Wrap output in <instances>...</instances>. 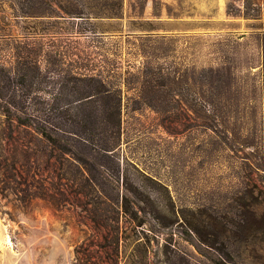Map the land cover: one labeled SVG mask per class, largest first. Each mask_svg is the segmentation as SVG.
Segmentation results:
<instances>
[{
	"label": "rangeland",
	"instance_id": "374dc122",
	"mask_svg": "<svg viewBox=\"0 0 264 264\" xmlns=\"http://www.w3.org/2000/svg\"><path fill=\"white\" fill-rule=\"evenodd\" d=\"M154 2L155 12L161 13L159 21L175 27L172 32L179 37L169 43L170 51L161 63L168 70L179 69L188 105L161 109L124 105L117 147L115 115L105 119L97 104L85 106L90 116L87 127H93L94 137L106 139V148H114L105 155L99 147L75 143L80 165L98 177L102 172L127 175L160 205L171 201L187 221H200L205 237L226 226L218 240L212 237L214 248L201 244L196 234L188 237L182 217L179 225L161 229V238L173 232L177 246L191 257L188 264H217L218 260L263 264L264 0H124L123 29L130 20H156ZM45 3L47 16L38 20L22 16L16 0H0L1 107L14 103L18 107L11 109L31 123L32 115L50 122V77L42 83L30 79V74L23 79L13 47L41 43L46 53L50 51V32L40 35L36 28L38 21L50 27V0ZM2 18L10 23L9 32ZM113 26L112 21L104 25ZM92 35L72 39L101 40L93 45L125 49L123 37ZM121 63L125 67L126 62ZM208 68L212 69L209 89L201 85ZM220 85L227 90L224 105L217 102ZM53 92L55 100L62 98L56 88ZM205 92L211 104L200 103ZM54 104L58 110L52 123L60 125L58 112L70 107L63 99ZM3 147L7 149V143ZM69 160L62 162L66 166L76 162ZM54 173L37 171L36 163L25 171H0V264H73V243L82 232L78 226L71 227L77 216L68 205L55 209L50 202V174L54 177ZM216 247L226 249L230 260H224Z\"/></svg>",
	"mask_w": 264,
	"mask_h": 264
},
{
	"label": "trees",
	"instance_id": "16d2710c",
	"mask_svg": "<svg viewBox=\"0 0 264 264\" xmlns=\"http://www.w3.org/2000/svg\"><path fill=\"white\" fill-rule=\"evenodd\" d=\"M16 1L24 17L41 20L47 16L45 0ZM48 14L50 27L44 28V22L38 21L36 28L40 35L45 30L50 32V51L46 53L41 43L28 47L26 42L17 43L13 50L23 79L30 74V79L42 83L50 77V122L32 115L35 121L31 123L11 109V106L18 107L14 103L8 101L3 107L0 103V171H25L36 163L37 171L55 172L54 177L50 174V202L55 209L68 205L77 216L71 227L78 226L82 232V238L73 243V264H188L191 257L177 246L173 232L165 238L159 234L161 229L179 225V217L186 225L188 237L196 234L201 244L214 248L216 241L212 237L218 240L226 226L212 231L211 238L205 237L200 221H187L171 201L169 205H160L127 175L119 177L107 172L99 177L93 175L80 165L75 144L99 147L105 155L114 148H106V139L94 137L93 127H87L90 123V116L84 111L87 105L97 104L105 119L115 115V147L120 138L124 105L132 103L158 109L188 105L187 88L184 79L179 77V69L168 70L161 63L170 51L169 43L179 40L172 32L175 27L159 21L161 13L155 12V2L152 16L157 21L130 20L125 29L124 0H50ZM111 21L115 26L104 27ZM1 22L9 32L10 23L4 18ZM88 33L95 39L108 35L123 37L125 49L93 45L94 41L101 40L80 43L72 39ZM262 37L264 42V34ZM131 58L138 63H131ZM121 61L126 62L125 67ZM206 71L201 85L209 89L212 69ZM55 88L62 93V98L52 97ZM219 88L217 102L224 105L227 90H223V85ZM201 94L200 103L211 104L207 93ZM62 99L70 108L58 112L60 125L53 124L52 116L58 110L54 101ZM19 136L31 140L28 143ZM98 142L101 146L96 145ZM5 143L7 149L3 147ZM32 144L33 147H28ZM30 158L32 162H28ZM69 158L76 162L66 166L62 161H70ZM260 195L264 202V187ZM260 215L264 227V209ZM216 250L224 260H230L226 249L216 247ZM217 264L224 262L218 260Z\"/></svg>",
	"mask_w": 264,
	"mask_h": 264
}]
</instances>
